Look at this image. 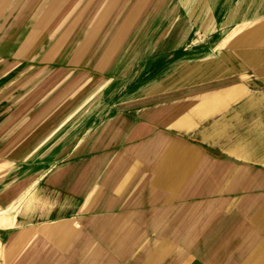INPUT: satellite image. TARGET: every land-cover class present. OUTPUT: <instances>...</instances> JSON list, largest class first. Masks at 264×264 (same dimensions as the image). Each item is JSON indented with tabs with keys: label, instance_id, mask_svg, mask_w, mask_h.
Returning <instances> with one entry per match:
<instances>
[{
	"label": "crops",
	"instance_id": "crops-1",
	"mask_svg": "<svg viewBox=\"0 0 264 264\" xmlns=\"http://www.w3.org/2000/svg\"><path fill=\"white\" fill-rule=\"evenodd\" d=\"M0 196L2 264H264V0H0Z\"/></svg>",
	"mask_w": 264,
	"mask_h": 264
},
{
	"label": "rangeland",
	"instance_id": "rangeland-1",
	"mask_svg": "<svg viewBox=\"0 0 264 264\" xmlns=\"http://www.w3.org/2000/svg\"><path fill=\"white\" fill-rule=\"evenodd\" d=\"M134 84V81H111V87L113 90H122L123 87L127 85H132ZM119 90V91H120ZM119 95L115 96L114 98H118ZM1 197V196H0ZM1 199V198H0ZM23 204L22 203H12L9 207V204L6 201L0 200V228H7L11 226L12 218L14 214L19 213L23 215ZM2 251H1V246H0V264H2Z\"/></svg>",
	"mask_w": 264,
	"mask_h": 264
}]
</instances>
